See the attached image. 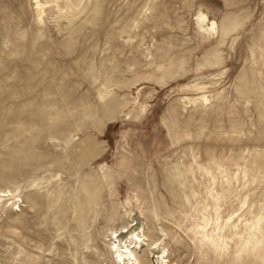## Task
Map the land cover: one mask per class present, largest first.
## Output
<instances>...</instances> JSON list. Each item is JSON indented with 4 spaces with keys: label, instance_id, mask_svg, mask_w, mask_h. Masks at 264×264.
Returning <instances> with one entry per match:
<instances>
[{
    "label": "rangeland",
    "instance_id": "374dc122",
    "mask_svg": "<svg viewBox=\"0 0 264 264\" xmlns=\"http://www.w3.org/2000/svg\"><path fill=\"white\" fill-rule=\"evenodd\" d=\"M69 2L0 0V264H264V0Z\"/></svg>",
    "mask_w": 264,
    "mask_h": 264
},
{
    "label": "bare ground",
    "instance_id": "6f19581e",
    "mask_svg": "<svg viewBox=\"0 0 264 264\" xmlns=\"http://www.w3.org/2000/svg\"><path fill=\"white\" fill-rule=\"evenodd\" d=\"M70 0H56L57 7L62 10L61 14L68 22L70 17L75 14L70 13L73 10V6L69 2ZM80 11V9H77ZM39 13H43V9L39 10ZM6 197L7 199H3ZM15 196L10 194V191L0 190V213L3 211H11L15 206ZM9 208V209H8ZM146 236L140 233H136L129 240L128 244L121 245L120 241L113 240L109 245V253L114 264H144V258H140L139 254L143 251L148 253V255H156L157 264H168V249L165 244H161L159 240L155 242H148ZM114 238L115 235H114ZM113 245V246H112ZM146 248V249H145ZM145 253V254H146Z\"/></svg>",
    "mask_w": 264,
    "mask_h": 264
}]
</instances>
